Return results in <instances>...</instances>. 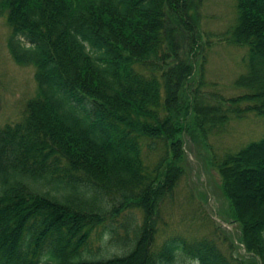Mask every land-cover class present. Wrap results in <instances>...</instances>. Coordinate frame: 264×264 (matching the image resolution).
I'll use <instances>...</instances> for the list:
<instances>
[{
    "label": "trees",
    "instance_id": "obj_1",
    "mask_svg": "<svg viewBox=\"0 0 264 264\" xmlns=\"http://www.w3.org/2000/svg\"><path fill=\"white\" fill-rule=\"evenodd\" d=\"M204 3L0 0L10 49L37 68L40 88L20 121L0 127V264H243L213 238L172 233L158 244L186 138L206 140L247 113L264 118V0H236L218 35L202 29ZM209 38L247 48L234 83L244 92L216 105L201 90ZM212 162L248 254L264 264V200L247 214L235 192L246 173L255 177L242 185L263 191L264 137ZM120 215L125 231L108 243L121 253L95 251V233Z\"/></svg>",
    "mask_w": 264,
    "mask_h": 264
},
{
    "label": "rangeland",
    "instance_id": "obj_2",
    "mask_svg": "<svg viewBox=\"0 0 264 264\" xmlns=\"http://www.w3.org/2000/svg\"><path fill=\"white\" fill-rule=\"evenodd\" d=\"M235 4L236 0H205L202 29L216 35L225 32L228 25L234 22ZM11 35L7 18H0V127L20 121L27 111L28 103L40 94L37 68L32 63L15 59L10 49ZM208 40L210 43L204 53L205 59L204 56L198 58L206 63L205 84L201 90L206 97L204 104L216 105V101H220L222 96L229 99L244 92L236 88L234 83L247 72L244 62L247 48L226 46L215 38ZM193 79L194 88L198 85L199 74H195ZM263 137L264 118L247 113L242 119H232L223 131L209 133L206 140L190 136L186 138L188 157L184 162V176L173 205H169L167 210L165 206L163 208L167 225L161 229L162 233L160 230L158 244L164 242L165 235L172 233L189 241L199 237L213 238L224 252L229 254L231 250L233 256L243 264H259L258 259L248 254L243 244L242 226L235 221L234 208L225 194L222 178L212 161L215 155L221 157L228 151H237ZM143 154L147 160L156 157L145 147ZM251 175L246 173V176L241 177L235 188L236 194L245 196L243 200H238V207L247 214L258 211V204L264 200V188L263 191H256L255 182L248 187L242 185L247 178L255 177ZM137 219L141 223L138 214ZM125 220L120 215L107 225L105 231L103 228L99 229L91 240L94 250L109 244L112 253H121L117 246L108 241L111 230L112 233H124ZM101 234L103 242L98 240Z\"/></svg>",
    "mask_w": 264,
    "mask_h": 264
},
{
    "label": "bare ground",
    "instance_id": "obj_3",
    "mask_svg": "<svg viewBox=\"0 0 264 264\" xmlns=\"http://www.w3.org/2000/svg\"><path fill=\"white\" fill-rule=\"evenodd\" d=\"M241 198L243 199V198H245V196H242Z\"/></svg>",
    "mask_w": 264,
    "mask_h": 264
}]
</instances>
